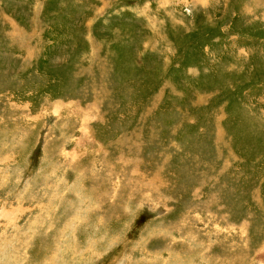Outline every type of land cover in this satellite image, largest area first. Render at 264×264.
<instances>
[{"label": "rangeland", "instance_id": "rangeland-1", "mask_svg": "<svg viewBox=\"0 0 264 264\" xmlns=\"http://www.w3.org/2000/svg\"><path fill=\"white\" fill-rule=\"evenodd\" d=\"M0 264H264V0H0Z\"/></svg>", "mask_w": 264, "mask_h": 264}]
</instances>
